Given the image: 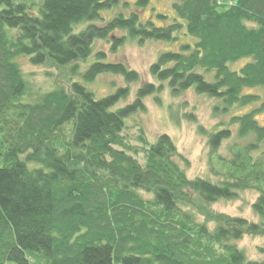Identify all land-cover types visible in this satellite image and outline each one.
I'll return each instance as SVG.
<instances>
[{
    "label": "trees",
    "instance_id": "16d2710c",
    "mask_svg": "<svg viewBox=\"0 0 264 264\" xmlns=\"http://www.w3.org/2000/svg\"><path fill=\"white\" fill-rule=\"evenodd\" d=\"M220 1L173 0L176 18L166 25L160 14L164 23L157 27L139 16L149 0L107 22L103 14L122 0H0V264H264L236 245L264 236V126L257 121L264 104L207 133L211 157L225 169H213L223 176L217 182L189 179L180 163H190L169 135L150 145L141 137L139 148L126 133L128 120L146 113L144 100L161 103L165 88L174 98L193 90L216 100L215 117L260 101L245 91L264 90V0ZM183 30L196 43L160 54L150 68L159 87L144 85L131 105L119 108L129 86L103 98L87 88L100 75L139 81L137 72L105 61L103 53L81 74L82 83L25 101L20 57L34 66L72 65L78 75L97 41L113 37L115 51L127 38L173 43ZM243 60L249 61L232 71ZM177 116L172 121L179 124ZM184 119L196 123L195 114ZM231 127L245 144L229 146L227 160L217 153L233 138ZM245 191L260 194L253 205L260 223L222 215L199 222L183 207L188 192L210 207Z\"/></svg>",
    "mask_w": 264,
    "mask_h": 264
},
{
    "label": "rangeland",
    "instance_id": "374dc122",
    "mask_svg": "<svg viewBox=\"0 0 264 264\" xmlns=\"http://www.w3.org/2000/svg\"><path fill=\"white\" fill-rule=\"evenodd\" d=\"M137 0H122L120 6L112 12L104 13V21H108L115 14L123 13L127 16L130 10L135 9L133 5ZM149 5L140 11L139 16L143 22L152 20L157 26L161 27L163 21L158 19V15L162 14L168 17L166 25L173 23L176 18L173 9V0H149ZM232 0H221L220 4H231ZM126 3L131 4L126 8ZM102 25L103 23H98ZM85 25L77 28V31ZM186 31L177 34L178 39L173 43L147 41L140 44L137 40L130 38L125 39L121 46H118L115 51L112 50L114 38L111 37L108 41H97L94 46V52L91 58L86 62L79 63L78 75H72L71 67L56 66L53 63H48L44 66H34L26 57L18 58L17 62L21 67L22 73L28 82L29 95L25 101L34 102L43 94L57 89L59 86L70 89L73 82H83L81 74H83L96 60V55L103 53L107 62L126 65L129 70L139 74V81L128 85L125 79L117 75H100L90 84H86L87 88L94 92L97 98H103L109 94L115 93L119 89L130 87V97L121 102L119 108L131 105L136 100V91L147 84H156L157 82L150 73V68L156 63L160 54L166 51H179L183 44H195L196 41L185 37ZM117 37L126 36L125 32L117 31L114 33ZM113 35V36H114ZM249 60H243L230 66L232 71H239L248 63ZM207 81H212V74L206 75ZM245 94L258 95L260 101L257 104L246 108H235L228 116L213 115V107L218 104L214 99L205 95H198L193 90H189L178 98L172 97L168 88L160 94L161 103L156 102L155 97H148L144 100V105L147 109L146 113H137L127 122L130 144L141 148L140 138L149 145L155 143L157 138L163 134L169 135L176 144L178 152L189 161L188 168L183 163L180 166L186 171L189 179L204 178L213 182L223 180V176L215 175L214 170L222 172L224 168L218 165V159L211 157L210 148L208 146L207 133L218 129H222L229 125V120L233 116L244 115L251 110L259 108L264 104V90L261 88L246 90ZM173 107V108H172ZM172 113H177L179 124L172 121ZM185 114H195L196 123L184 119ZM259 124L264 126V113L257 117ZM199 126L205 131L200 132ZM229 127V126H228ZM233 138L225 142L219 149L217 156L225 159H230L229 146L233 144H245L237 137V128L231 127ZM139 140V142H138ZM250 139H248L249 141ZM141 145V146H140ZM140 163H144L143 155L137 157ZM213 161V164H211ZM225 171V169H224ZM188 200L184 202V209L193 211L197 215L199 222H207L211 217L222 215L228 217H239L248 220L249 222L260 223V218L254 213L253 205L259 198L257 191H245L240 193L239 199L235 201L220 200L212 206L207 207L197 200L195 195L188 192ZM146 199H150L149 194H145ZM214 224L210 227L213 228ZM237 247L242 250L250 261H264V255L261 250L264 249V236L251 237L245 236L242 240L236 242ZM8 264H16L10 262Z\"/></svg>",
    "mask_w": 264,
    "mask_h": 264
}]
</instances>
